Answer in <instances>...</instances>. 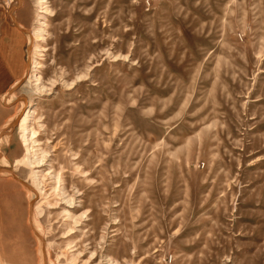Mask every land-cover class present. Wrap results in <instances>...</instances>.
<instances>
[{
    "label": "rangeland",
    "instance_id": "obj_1",
    "mask_svg": "<svg viewBox=\"0 0 264 264\" xmlns=\"http://www.w3.org/2000/svg\"><path fill=\"white\" fill-rule=\"evenodd\" d=\"M43 2L0 0V264H264V0H46L35 54Z\"/></svg>",
    "mask_w": 264,
    "mask_h": 264
},
{
    "label": "bare ground",
    "instance_id": "obj_2",
    "mask_svg": "<svg viewBox=\"0 0 264 264\" xmlns=\"http://www.w3.org/2000/svg\"><path fill=\"white\" fill-rule=\"evenodd\" d=\"M43 3H44V5L42 7V9H43L42 13L43 14L41 15V20L38 24V30H37L38 31L37 32V45L35 47V54H37V51H38L37 49L39 47V41H41L43 39V28L45 27L44 13H46L48 11V6L46 5V0H44ZM35 63H36V60L34 59L32 61V63H30L31 68H34ZM33 113H34V109L28 108L21 117L22 123L26 124L28 122V120L31 118V116L33 115ZM25 129H26V136L27 137L32 136V131L27 127V125H25Z\"/></svg>",
    "mask_w": 264,
    "mask_h": 264
},
{
    "label": "crops",
    "instance_id": "obj_3",
    "mask_svg": "<svg viewBox=\"0 0 264 264\" xmlns=\"http://www.w3.org/2000/svg\"><path fill=\"white\" fill-rule=\"evenodd\" d=\"M16 60H17V61L15 62V68H16L15 70H18L19 67H20V64H21V63H20V61H19L18 58H17ZM16 72H17V71H15V72L13 73V75H16Z\"/></svg>",
    "mask_w": 264,
    "mask_h": 264
}]
</instances>
